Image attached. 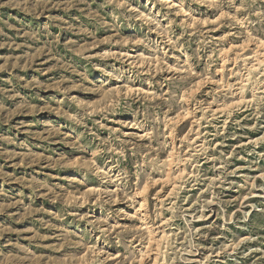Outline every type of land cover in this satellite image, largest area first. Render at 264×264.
<instances>
[{
    "label": "rangeland",
    "instance_id": "1",
    "mask_svg": "<svg viewBox=\"0 0 264 264\" xmlns=\"http://www.w3.org/2000/svg\"><path fill=\"white\" fill-rule=\"evenodd\" d=\"M154 263L264 264V0H0V264Z\"/></svg>",
    "mask_w": 264,
    "mask_h": 264
},
{
    "label": "bare ground",
    "instance_id": "2",
    "mask_svg": "<svg viewBox=\"0 0 264 264\" xmlns=\"http://www.w3.org/2000/svg\"><path fill=\"white\" fill-rule=\"evenodd\" d=\"M171 157H172V155L170 156V159H169L170 162H169V163H171V160H174V159H172ZM172 162H173V161H172ZM173 163H174V162H173ZM171 164H172V163H171ZM168 165H170V164H168ZM170 166H171V165H170ZM167 176H168V175H167ZM143 201H144V200H143ZM144 202H145V201H144ZM143 206H144V205L142 204V205H141V208H142ZM139 210H140V209H139ZM156 260H157V258H156ZM154 264H155V263H154Z\"/></svg>",
    "mask_w": 264,
    "mask_h": 264
}]
</instances>
